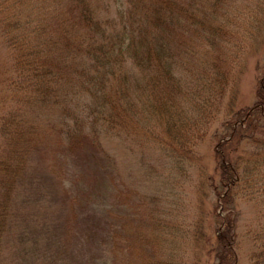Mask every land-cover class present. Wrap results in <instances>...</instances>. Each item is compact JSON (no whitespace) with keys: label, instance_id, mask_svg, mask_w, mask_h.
Listing matches in <instances>:
<instances>
[{"label":"rangeland","instance_id":"374dc122","mask_svg":"<svg viewBox=\"0 0 264 264\" xmlns=\"http://www.w3.org/2000/svg\"><path fill=\"white\" fill-rule=\"evenodd\" d=\"M143 1L153 8L162 3ZM170 1L175 17H165L155 34L163 31L166 36L175 82L158 86L154 81L159 72L139 71L133 60L112 64L107 68L115 72L108 82L106 111L95 116L91 112L99 110V101L87 92L94 72L93 46L113 40L107 35L120 25L118 12L127 3L0 0V26L25 22L28 15L31 26L43 23L40 48L52 72L48 92L42 88L27 108L38 127L36 148L15 188L0 264H219L209 247L219 232L218 216L225 213L210 188L208 197L198 195L195 165L210 175L216 172L215 148L227 132L226 122L257 101V79L264 72V0ZM84 6L91 9L87 22ZM2 43L0 67L9 59ZM124 74L131 76L129 83L121 79ZM122 91L139 108L172 91L178 115L185 117L183 124L176 118L174 130L189 142L186 147L194 156L187 166L190 182L171 155L165 126L157 121H151L150 133L137 112L106 130L103 122L110 113L127 114L119 106ZM1 93L0 83V98ZM194 99L202 102L200 107ZM8 107H0L8 122L11 110L22 115ZM79 123L81 131L73 136ZM237 210V264H252L246 233L256 220L255 210L246 204ZM199 220L206 246L192 234Z\"/></svg>","mask_w":264,"mask_h":264},{"label":"trees","instance_id":"16d2710c","mask_svg":"<svg viewBox=\"0 0 264 264\" xmlns=\"http://www.w3.org/2000/svg\"><path fill=\"white\" fill-rule=\"evenodd\" d=\"M161 2L158 7L153 8L143 0H121L122 5L127 4L125 9L121 8L118 12L120 25L107 35L113 40L109 44L93 46L92 72H94L89 75L90 85L87 92L95 101H99V110L91 112L95 116H102V111H106L110 95L107 92L108 82L114 77L115 72V69L107 68L112 64L119 65L133 60L140 68L139 71L159 72L156 75L158 79L154 81L158 86L175 82L176 71L168 55L171 48L163 31L159 35L155 34V29H162L166 20L174 19L175 11L170 0ZM90 13L91 9L84 6L82 16L86 22ZM31 18V15H28L25 22H19L17 25L8 22L7 25L0 26V41L9 52V59L2 62L0 67L2 85L0 107L6 108L8 104V110L17 108L22 113L19 116L11 110V120L8 122V119L5 120V113L2 115L0 109V247L12 214V198L16 185L25 173L36 148L34 134H37L38 127L28 118L27 108L29 104H35L42 88L48 92L49 78H52L51 69L45 64L43 50L40 48L43 45L40 34L45 32L44 25L42 23L39 26L37 24L31 26ZM99 35L103 40L106 38L103 30ZM112 50L117 51L115 60ZM125 52L129 55L126 56ZM121 79L128 80L129 83L131 76L124 74ZM148 80L152 82L153 79ZM121 85L125 86L123 83ZM125 87V91L129 89L128 86ZM170 93L159 94L155 101H144L142 108H139L128 92L122 91L119 106L121 112L125 111L127 114L110 113V119L103 123L108 127L106 130H109V127L113 128V122L121 119L125 121L128 116L134 117L139 112L140 119L145 120L146 129L150 133H153L151 121H157L158 126H165L164 133L170 136L173 146L171 155L175 159L177 157L179 169L190 182L192 178L187 166H192L190 157L194 156L186 147L189 142L183 135L179 138L180 131L174 130L176 118L183 124L185 117L178 115L179 110L173 101L175 96H170ZM255 93L257 97L255 105L240 112L235 119L225 124L227 132L217 142L215 148L216 172L211 173V176L204 166L195 165L200 174L196 184L198 195L201 199L204 196L208 197L207 189L210 188L218 197V207L225 213L224 217L218 216L219 232L215 233L213 244L209 247L210 254L214 255L219 264L238 263L237 248L241 244V239L237 230L239 225L234 217L241 204L254 208L256 214L255 222L249 225L246 233L247 241L250 243L249 259L252 264H264V72L257 79ZM199 95L201 93L195 99ZM195 99V105L200 107L202 102L199 103ZM232 110L233 105L229 106L228 114L232 113ZM81 125L79 123L74 126L73 136L77 131H81ZM246 144H249V148ZM195 226L192 233L195 241L197 243L200 241L206 246L203 221L201 223L199 220Z\"/></svg>","mask_w":264,"mask_h":264}]
</instances>
